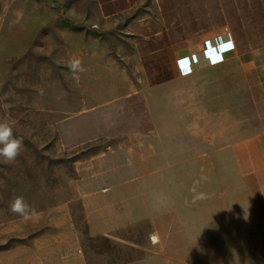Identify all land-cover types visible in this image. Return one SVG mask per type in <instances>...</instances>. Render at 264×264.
Here are the masks:
<instances>
[{
  "label": "rangeland",
  "instance_id": "obj_1",
  "mask_svg": "<svg viewBox=\"0 0 264 264\" xmlns=\"http://www.w3.org/2000/svg\"><path fill=\"white\" fill-rule=\"evenodd\" d=\"M222 18L264 39V0H0V121L23 141L0 157L5 260L264 264V225L227 222V161L177 111L179 50Z\"/></svg>",
  "mask_w": 264,
  "mask_h": 264
},
{
  "label": "crops",
  "instance_id": "obj_2",
  "mask_svg": "<svg viewBox=\"0 0 264 264\" xmlns=\"http://www.w3.org/2000/svg\"><path fill=\"white\" fill-rule=\"evenodd\" d=\"M194 26L184 42L190 45L178 53L183 62L203 60L199 51L212 53L220 45L217 36L224 33L235 46L219 63L185 75L177 69L189 83L177 86V111L188 113L190 135L210 145L207 158L227 161L221 184L230 209L227 222L264 225V44H253L264 39L227 18L217 23L198 19Z\"/></svg>",
  "mask_w": 264,
  "mask_h": 264
},
{
  "label": "clouds",
  "instance_id": "obj_3",
  "mask_svg": "<svg viewBox=\"0 0 264 264\" xmlns=\"http://www.w3.org/2000/svg\"><path fill=\"white\" fill-rule=\"evenodd\" d=\"M231 47L217 48V52L223 53L225 49L234 48V41L227 43ZM218 59L213 60V63L221 62L222 55H216ZM69 68L72 70L75 79H79L75 74L77 71L83 72V66L81 61L73 60L69 63ZM23 147V141L14 136L13 126L8 121H0V157L3 158L4 162L10 163L16 160L20 155L21 149ZM9 210L22 217L25 221L33 218L35 215L34 209L24 200L22 196L15 197L9 205Z\"/></svg>",
  "mask_w": 264,
  "mask_h": 264
},
{
  "label": "built area",
  "instance_id": "obj_4",
  "mask_svg": "<svg viewBox=\"0 0 264 264\" xmlns=\"http://www.w3.org/2000/svg\"><path fill=\"white\" fill-rule=\"evenodd\" d=\"M217 37H218V41L220 43L219 47H216L214 49V51L212 53H210V54H208V52L207 53L203 52L204 49L200 50L199 53L203 54V60L195 62V63H192V62L188 63V71H185L184 68L182 67V64H183V60H181L182 58L177 59L178 72L180 74H182V75H185V74L191 73V72H193V71H195L197 69H200V68L209 66L211 64H214L213 60H214V57L216 55H222V57H223L222 61H223L225 59V54L228 53V52H231L234 48L225 49V51L223 53L217 52V48L225 47V45H227V43L233 42V41H232L229 33H224V34L218 35ZM214 38H216V37H214ZM210 40L211 39L203 41L202 45L205 46V44L209 43L208 41H210ZM198 54H196V55H198ZM216 63H219V62H216Z\"/></svg>",
  "mask_w": 264,
  "mask_h": 264
},
{
  "label": "snow or ice",
  "instance_id": "obj_5",
  "mask_svg": "<svg viewBox=\"0 0 264 264\" xmlns=\"http://www.w3.org/2000/svg\"><path fill=\"white\" fill-rule=\"evenodd\" d=\"M225 47H231V45H225ZM215 59H218L217 57H214V60ZM182 67L184 68L185 71H188V62L187 61H184L183 64H182Z\"/></svg>",
  "mask_w": 264,
  "mask_h": 264
},
{
  "label": "bare ground",
  "instance_id": "obj_6",
  "mask_svg": "<svg viewBox=\"0 0 264 264\" xmlns=\"http://www.w3.org/2000/svg\"><path fill=\"white\" fill-rule=\"evenodd\" d=\"M4 259V257H3V255L2 254H0V264H11V261L10 260H3Z\"/></svg>",
  "mask_w": 264,
  "mask_h": 264
}]
</instances>
